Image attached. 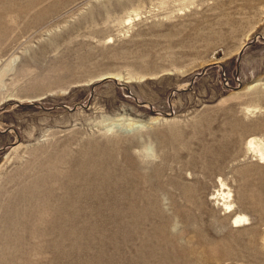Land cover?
Wrapping results in <instances>:
<instances>
[{"label":"rangeland","instance_id":"rangeland-1","mask_svg":"<svg viewBox=\"0 0 264 264\" xmlns=\"http://www.w3.org/2000/svg\"><path fill=\"white\" fill-rule=\"evenodd\" d=\"M0 264H264V0H0Z\"/></svg>","mask_w":264,"mask_h":264},{"label":"bare ground","instance_id":"bare-ground-1","mask_svg":"<svg viewBox=\"0 0 264 264\" xmlns=\"http://www.w3.org/2000/svg\"><path fill=\"white\" fill-rule=\"evenodd\" d=\"M252 86V85H251ZM11 220V218H10ZM243 220L241 217H238L237 219L234 220V224L236 225L239 221ZM12 222V220H11ZM12 224V223H11Z\"/></svg>","mask_w":264,"mask_h":264}]
</instances>
